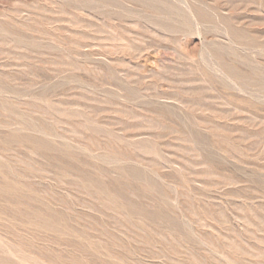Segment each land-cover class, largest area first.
Listing matches in <instances>:
<instances>
[{"label":"rangeland","instance_id":"374dc122","mask_svg":"<svg viewBox=\"0 0 264 264\" xmlns=\"http://www.w3.org/2000/svg\"><path fill=\"white\" fill-rule=\"evenodd\" d=\"M0 264H264V0H0Z\"/></svg>","mask_w":264,"mask_h":264},{"label":"bare ground","instance_id":"6f19581e","mask_svg":"<svg viewBox=\"0 0 264 264\" xmlns=\"http://www.w3.org/2000/svg\"><path fill=\"white\" fill-rule=\"evenodd\" d=\"M108 6H109V5H108ZM157 8H158V7H157ZM157 8H156V9H157ZM40 108H41V107H40ZM137 172H138V170H137ZM130 206H131V205H130Z\"/></svg>","mask_w":264,"mask_h":264}]
</instances>
